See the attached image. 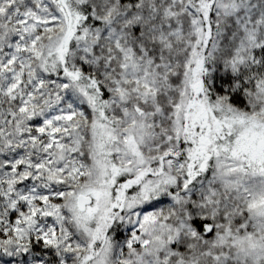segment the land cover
Masks as SVG:
<instances>
[{"label":"snow or ice","instance_id":"snow-or-ice-1","mask_svg":"<svg viewBox=\"0 0 264 264\" xmlns=\"http://www.w3.org/2000/svg\"><path fill=\"white\" fill-rule=\"evenodd\" d=\"M0 264H264V0H0Z\"/></svg>","mask_w":264,"mask_h":264}]
</instances>
